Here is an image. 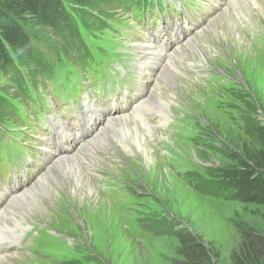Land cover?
I'll list each match as a JSON object with an SVG mask.
<instances>
[{
    "label": "rangeland",
    "instance_id": "obj_1",
    "mask_svg": "<svg viewBox=\"0 0 264 264\" xmlns=\"http://www.w3.org/2000/svg\"><path fill=\"white\" fill-rule=\"evenodd\" d=\"M98 1V10L87 17L94 27L101 18L116 20L123 15L112 1ZM244 1L248 11L244 10L243 5H235L233 0H219L211 7L206 21L214 20L212 25L224 32L222 36L211 32L210 37H199L197 33L206 21L192 35L200 42V50L207 53L206 57L209 56L210 65L204 66L205 79L210 70L213 75L222 77L223 82L208 86L202 78L189 74V70L183 72L187 67L198 65L196 60H185L188 65L181 69L174 91L178 95L171 99L177 109L174 110L170 126L161 129L153 125L154 134L140 130L151 142L150 148L157 160L145 164L119 149L113 150L109 140L96 133L98 129L112 132L105 125L98 127L92 142L76 147L70 141L63 154L52 152V158L45 155L44 161L48 164L37 177L43 175L42 172L56 158L68 155L76 147L74 153L79 155V168L93 185L96 200L89 204L83 199H72L66 193L68 190L65 186L55 188L60 194L56 202L49 190V198L46 191L41 192L35 206L44 204L52 215L51 219L43 221L23 217H26L27 225L35 223L47 230L36 234L33 240L31 237L26 239V245L33 243L42 247L45 255H29L26 251L9 253L0 260V264H56L59 261L62 262L58 264H192L181 253L182 243L177 235L184 232L196 238V242L209 252V264H235L234 258L243 241L242 234L250 231L264 234L263 207L227 200L217 194H206L177 176L178 171L186 170L196 176L206 174L216 177L219 170L234 165V151L239 155L240 152L245 154L253 150L256 147L253 145V130L264 129V13L257 10L258 2L263 0ZM220 3L222 8L218 11ZM156 4L163 12L166 7L171 10L168 2L164 5V0H138L132 12H147L153 10ZM84 8V12L89 13L88 8ZM222 12H227L224 22L221 16L218 18ZM231 25L238 29L245 42L235 41ZM27 66L35 69L33 64ZM155 88L161 92L166 90L162 85ZM0 89L6 93L12 92L2 75ZM202 90L211 92V95H204ZM47 100L52 102L49 96ZM50 108L55 111L54 105ZM2 112L6 116L4 120L14 121L5 109ZM140 117H143L142 114ZM67 128V136L72 140L82 130V127L69 121ZM160 134L166 135L171 142L161 146L164 141L157 139ZM173 134L197 136V139L185 141L172 137ZM206 140L214 144L213 150L205 148L207 146L203 142ZM95 141L101 145L97 150ZM105 178L123 182L128 187V193L119 195L118 202L103 197L100 183ZM104 199L109 206L102 204ZM123 200L132 203L128 211H119V202ZM11 207L13 210L10 211L14 214H22L18 205L11 204ZM26 232L17 233L15 239H23ZM54 235H63L67 241L60 242L53 238ZM59 253L68 254V257L58 256Z\"/></svg>",
    "mask_w": 264,
    "mask_h": 264
},
{
    "label": "trees",
    "instance_id": "obj_2",
    "mask_svg": "<svg viewBox=\"0 0 264 264\" xmlns=\"http://www.w3.org/2000/svg\"><path fill=\"white\" fill-rule=\"evenodd\" d=\"M112 1V0H106ZM98 0H0V70L13 68L8 55L11 49L23 65L39 64L41 56L38 47L55 50L69 44V36L74 28L67 15L64 4L79 9L78 19L89 21L88 15L97 11ZM87 7L89 13L83 9ZM73 9L72 7L70 8ZM92 21L90 22L91 25ZM89 24V22H88ZM103 27L99 20L97 29ZM52 48V49H51ZM31 71V67H29ZM1 93L7 94L0 89ZM5 101L0 97V118H4ZM252 139L256 145L250 152L242 154L234 151V165L226 170H219V175L201 174L193 183V188L217 194L224 199L243 204H252L264 208V129L253 130ZM204 146L213 150L214 144ZM208 181H202L201 177ZM182 243V255L192 264H209L210 254L196 238L188 233L177 235ZM242 243L234 258L235 264H264V234L253 231L242 234Z\"/></svg>",
    "mask_w": 264,
    "mask_h": 264
},
{
    "label": "bare ground",
    "instance_id": "obj_3",
    "mask_svg": "<svg viewBox=\"0 0 264 264\" xmlns=\"http://www.w3.org/2000/svg\"><path fill=\"white\" fill-rule=\"evenodd\" d=\"M233 2L237 6L243 5L244 10L248 11L243 4L245 2L244 0H233ZM220 8H222L221 3L219 4L218 11ZM257 10L264 13V0L260 3L258 2ZM225 15H227V12H222L218 15V18L221 16V21L224 22ZM207 21L204 27H202L197 33L199 37L203 39L208 36L210 37L211 32L216 33V36L223 35L224 32L213 27L212 24L215 22L214 20L208 19ZM227 24L230 26L229 19ZM216 25L218 24H215V26ZM232 28L231 25V31ZM233 31L235 32V34L233 33L235 41L242 40L245 42L241 33L238 32V29L233 28ZM199 44L200 42L197 38L191 36L182 41L177 49L171 52L168 58L162 59V54L154 52V54L158 55V63H155L152 66L155 81L147 88L145 97L132 107L129 112L105 120L101 125L107 126L112 132L107 133L97 128V136L100 137L101 135L103 138L109 140L113 150L119 149L122 153H127L129 156L141 159L145 164L148 162H154V160L156 161V154L150 148L151 142L146 138V135H144L143 132H140V130H148V134H154V128H152L153 125L160 126L161 129L170 126L171 118L174 116V110L177 109V106L171 103V99H174L175 95H178L177 93H174V91L177 88L178 76H180L181 69L188 65L185 60H196L199 66L209 67L210 65L207 58L209 56L207 55L206 57L207 53L205 54L200 50ZM178 49H180V51ZM157 85L164 86L166 90L161 92V90L155 88ZM140 113L142 115L154 114L158 117V120L153 124L143 117H140ZM92 137L89 139L88 143L90 141L92 142ZM157 139L164 141L161 143V146L165 145V143L171 142L164 134L158 135ZM95 142L97 143V150L101 145L99 141ZM76 147L68 155L66 154L56 158L52 165H49L47 169L42 172L43 175L36 177L30 185L27 186L26 190L23 189L15 195L10 196L4 202L0 209V239H3L4 237L10 238L11 236H16V234L21 231L27 230L30 225L26 224V217L29 219H42L43 221L51 219L52 215L44 204L35 206L38 195L43 191L47 192L49 190L52 197L55 198V202L58 200V197H60V194L55 191V188L61 189V186H65V188L67 187L68 191H66V193L72 199H83L88 201L89 204H92L96 200L97 194L93 185L88 178L86 179L84 177L81 172L82 170L79 168L77 161L79 155L74 153ZM48 195L49 192H47V197L49 198ZM8 202L9 204H7ZM108 203L109 202L106 199L102 201V204L105 206H109ZM6 204L7 206H4ZM11 204L18 205L22 214H14V212H11L10 210H13ZM16 209L17 208H15V210ZM31 222L33 221L31 220Z\"/></svg>",
    "mask_w": 264,
    "mask_h": 264
}]
</instances>
